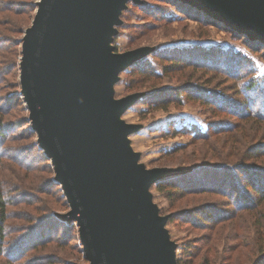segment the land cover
I'll return each instance as SVG.
<instances>
[{"label":"water","instance_id":"1","mask_svg":"<svg viewBox=\"0 0 264 264\" xmlns=\"http://www.w3.org/2000/svg\"><path fill=\"white\" fill-rule=\"evenodd\" d=\"M129 0H37L22 37L20 83L40 146L79 226L87 264H178L176 243L149 187L185 169L146 168L120 119L138 98L114 99L117 76L145 53L112 52L109 41ZM139 2L140 0H132ZM264 42V0H184Z\"/></svg>","mask_w":264,"mask_h":264},{"label":"rangeland","instance_id":"2","mask_svg":"<svg viewBox=\"0 0 264 264\" xmlns=\"http://www.w3.org/2000/svg\"><path fill=\"white\" fill-rule=\"evenodd\" d=\"M31 1L37 0H0L1 71L6 72L10 68L8 65L20 62L19 51L22 47L17 44L23 37L20 31L29 27L33 20L32 12L28 8L24 12L20 11L24 3L30 4ZM140 3L145 4V6H135ZM127 7L122 15H118L119 21L113 26L114 33L108 44L110 50L116 53L136 48L145 50L142 56L118 74L112 86L114 99L132 93L138 94L135 102L120 116V119L125 123H132L136 126L127 135L128 144L134 152L139 154L138 163L143 164L146 168L164 166L181 168L183 166L180 167L179 165H184V168L181 169H185L183 171L185 173L192 170V168L187 160L185 163H180L182 157L192 155V151L195 149V158L202 160L203 157L201 154L203 152V142L196 138L198 131H207L209 126L213 127L215 123L221 122L224 125L225 122L230 121V118L223 110L217 114H212L200 102L193 103L183 100L180 104H172L167 108L159 109L148 106V104L142 102L147 92L146 87L137 91L129 90L127 87L129 74L127 72L130 71V66L145 58L154 63L155 52H170V50H188L192 52L191 50L196 49L220 50L221 55L224 56L222 61L225 64L240 67L238 69L243 68L245 65V68L249 71L250 69L254 70L257 77L260 78L259 90L264 92V83L261 80L264 78V51L253 50L240 37H236L223 27L208 23L200 25L197 20L180 11L175 5L162 0H140L139 2L130 0L129 3L127 2ZM8 9H12L13 12L11 13ZM235 56L237 60H233ZM243 57L244 60H242ZM246 61H248V65ZM10 73V75L4 74L5 79L2 84L4 85V93H6L4 96L6 97L5 101L15 103L13 106L16 107L15 112H13L15 116H10L11 123L15 124V128L22 129L19 119L23 116L25 125L30 120L28 126H32L27 103L22 92L20 72L19 70H13ZM247 75L250 77L251 74ZM163 83L172 86L176 82H169V79L165 78ZM227 95L230 96V94ZM229 105L234 106L232 103H229ZM27 135V138L12 137L6 144L7 151L11 155L8 159L11 160L6 161V166L0 173V181L12 185L17 197V205L11 207L13 214L16 216L10 220L14 235L28 225L27 220L36 221L46 214H49V217H52V214L57 215L61 219L70 221L61 216L70 210V206L69 209L63 210L59 203L60 198L37 192L36 185L45 182L49 177L54 176L56 180V173L53 165L52 175L51 171L46 169L44 160L30 151L33 145L38 143L40 146L37 133L32 138L30 134ZM205 143L208 150L210 149L209 146L216 145L213 139L211 141L209 139ZM262 143H264V140ZM181 146L185 149L173 153ZM22 159L33 160L37 162V165L25 169L14 161ZM235 160L233 158V161ZM168 176H171V174L165 177ZM157 181L149 187L151 200L153 204L158 206L159 214L168 215V218L176 208L187 210V208L198 204L200 201L216 200L211 196L189 195L173 200V202L158 191ZM23 197H28V199H23ZM24 200L31 201L21 202ZM261 216H264V204L256 210L240 212L236 220H229V222L221 223L215 228H210L208 234H204L207 233L206 230L189 225L184 219L174 220L173 222L167 220L164 228L168 231L169 238L176 243V258L187 257L193 253L198 255L193 264H251V261L258 258L257 249L259 244L264 245V218L261 221L257 218ZM72 221L79 232L77 222ZM62 232L64 230L60 229V233ZM203 235H209L208 240H214V248L209 251L206 250V243L202 242ZM80 250H83V247L79 235V240L72 239V245L70 246L63 247L59 242L52 243L42 253L56 255L58 264H87L88 262H84V251L80 252ZM34 254H31L30 257ZM2 261L0 259V262Z\"/></svg>","mask_w":264,"mask_h":264},{"label":"trees","instance_id":"3","mask_svg":"<svg viewBox=\"0 0 264 264\" xmlns=\"http://www.w3.org/2000/svg\"><path fill=\"white\" fill-rule=\"evenodd\" d=\"M162 1L175 5L180 11L197 20L200 25L208 23L223 27L236 37H240L253 50L264 51V42L261 40L251 39L248 35L232 29L187 1ZM127 2L129 3L130 0ZM135 6L142 7L145 4L140 3ZM27 8L34 18L37 1H31L30 4L24 3L20 12H24ZM127 8L126 4L120 14L122 15ZM8 11L13 12L12 9ZM25 29L20 31L23 35ZM21 43L22 39L17 44L22 47ZM191 51L155 52L154 63L146 58L141 59L130 66V71L127 72L129 73L127 87L133 91L146 87L147 92L142 102L156 109L167 108L186 100L193 103L200 102L212 114L223 110L230 118V121L225 122L224 125L221 122L215 123L213 127L209 126L206 132L198 131L196 138L203 142L202 160L195 158V149L192 155L182 157L180 161L185 163L187 160L192 170L162 178L156 183L158 191L172 201L189 195L215 198V201H208L210 203L200 201L187 210L176 208L168 218V221L172 222L184 219L189 225L206 230L207 233L204 234H208L210 228H215L229 220H236L240 212L256 210L264 204V143H262L264 140V92L259 90L260 78L254 70L249 71L245 65L238 69L240 67L225 64L220 50ZM21 54L22 49L19 51V57ZM235 59L237 60L236 56L233 57V60ZM11 64L8 65L10 68L6 72L0 70V173L4 170L6 161L11 160L8 159L11 155L6 148L9 140L15 136L27 138V134H30L31 138L36 136L32 126H28L30 120L25 125L23 116L19 119L22 129L15 128V124L11 123L10 116H15L13 112L16 107L13 106L15 103L5 101L6 93H4L2 82L5 79L4 74L10 75L13 70L20 72V62L12 66ZM249 73L250 77L247 75ZM165 78H168L169 82H176L175 85H164ZM261 80L264 83V78ZM209 139L210 141L213 139L216 145L209 146L208 150L205 142ZM182 149L185 147L181 146L173 153ZM30 151L37 154L38 158H42L46 169L52 173L51 160L43 148L37 143ZM233 158L236 160L233 161ZM14 161L25 169L37 165V162L33 160ZM179 166L184 168V165ZM36 190L41 194L60 198L59 203L62 209H69L63 189L54 176L37 184ZM16 202L17 197L12 185L0 181V259L3 260L0 264H58L56 255L42 252L52 243L59 242L64 247L72 245V239L79 240L75 223L51 213L52 217H49V214L44 215L49 220L43 216L36 221L27 220L28 225L14 235L10 220L16 217L11 209L17 205ZM257 218L261 221L264 216ZM60 229L64 232L60 233ZM208 239L209 235L202 236V242L206 243V250L209 251L214 248V240ZM33 253H35L34 256L30 257ZM257 253H259L258 258L251 261V264H264V245L259 244ZM197 258V254L191 253L187 257H178L177 263L193 264ZM84 262H89L86 257Z\"/></svg>","mask_w":264,"mask_h":264}]
</instances>
